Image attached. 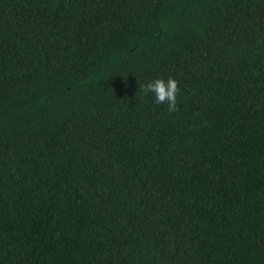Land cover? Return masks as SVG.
I'll return each mask as SVG.
<instances>
[{"label": "trees", "instance_id": "1", "mask_svg": "<svg viewBox=\"0 0 264 264\" xmlns=\"http://www.w3.org/2000/svg\"><path fill=\"white\" fill-rule=\"evenodd\" d=\"M0 264H264V0H0Z\"/></svg>", "mask_w": 264, "mask_h": 264}, {"label": "clouds", "instance_id": "2", "mask_svg": "<svg viewBox=\"0 0 264 264\" xmlns=\"http://www.w3.org/2000/svg\"><path fill=\"white\" fill-rule=\"evenodd\" d=\"M139 91L145 96L153 95L157 104H166L169 113L177 111V95L180 92L179 82L173 77L167 80L156 78L148 83H139Z\"/></svg>", "mask_w": 264, "mask_h": 264}]
</instances>
